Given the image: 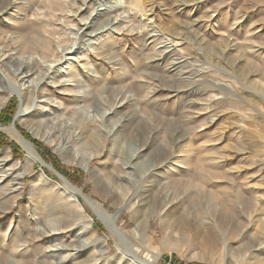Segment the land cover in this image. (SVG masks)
Segmentation results:
<instances>
[{
    "label": "rangeland",
    "instance_id": "obj_1",
    "mask_svg": "<svg viewBox=\"0 0 264 264\" xmlns=\"http://www.w3.org/2000/svg\"><path fill=\"white\" fill-rule=\"evenodd\" d=\"M60 24L64 58L25 67L26 33ZM0 36V264H264V0H0ZM121 119L148 131L120 143ZM233 193L235 232L210 208L177 224Z\"/></svg>",
    "mask_w": 264,
    "mask_h": 264
},
{
    "label": "bare ground",
    "instance_id": "obj_2",
    "mask_svg": "<svg viewBox=\"0 0 264 264\" xmlns=\"http://www.w3.org/2000/svg\"><path fill=\"white\" fill-rule=\"evenodd\" d=\"M48 7H50L49 4H45L43 6V9H41L43 11V13L47 14V11H49V9H51V11L52 10H57L54 7V5H53V7H50V8H48ZM61 7L67 8L65 5L64 6H61ZM52 16H54V15H52ZM50 18H53V17H50ZM96 22H98V21L93 22V24L96 23ZM99 25H101L102 27H104V26L107 25V23H104V24H100L99 23ZM85 26L88 27L89 25H87V23H85ZM102 27H100L99 29L96 30L97 33H95V35H97V34L100 33L98 31H100V29ZM47 32H48L47 34H43V35L42 34H39V33H35L34 35H31V34L26 33L27 35L24 38L23 46H24V49H25V53L24 54L27 53L28 55H27V58L26 59L22 58L23 64H25V67H27L31 63L32 64H37V65L42 64V60L43 61H52V60L60 61V60H62L64 58V56L61 55V52H60L59 47L61 46L62 48L63 47L66 48V47L69 46V42L68 41H65V39H64L65 32H66L65 27L62 24H60L58 28L47 30ZM15 40H10V39L9 40H4V38L2 36H0V45H2L1 47H8L9 50H10L11 49L10 47L12 45H15L16 44V41ZM74 52H77V51L75 50ZM59 53H60V55L58 56ZM33 72L35 73V70L33 69V67H30L29 69L26 68V70L24 71V73H25L26 76L31 75ZM44 76L46 77L47 76V73L44 74ZM25 85H26V82L25 83H22L21 87L22 86H25ZM21 87L18 86L19 89L18 88L16 89V92H18L19 99H20V104H19L20 107H19V110H18L17 115H16V119L17 120L20 119L23 116L30 115L33 112V110H34V108L36 106L35 103L32 101L33 100L32 97H27L26 96L25 89H27L28 87L27 88L25 87L24 91H23V89ZM13 91H15V90H13ZM122 120L123 119H121V120L118 121V123H120L121 126L123 127L122 130H121L122 131L121 132V136H119V138H118V140H119L120 143H122L121 140L123 139V136H124V133H125L123 131H127L128 128H131V130H134L135 131V134L137 136H140V137L144 136L146 134V132L148 131V128H149L148 126L149 125L148 126L145 125L143 123L145 120L143 121V119H138L137 120L136 125L134 126V129H132L133 128V126H132L133 124H132V121L131 120H127V119H124V121H122ZM5 128H6V130L10 134H12L15 138H17L22 143V145L25 148V150L27 151L28 155L34 154L35 158L36 159H39V156L36 154V152L34 150L33 144L31 142H29V141H26L25 138L17 131V129L13 125H9V126H7ZM138 151H140V147H135L134 149H132L130 151L129 156H127V157L129 159L135 157V155L138 153ZM36 155H37V157H36ZM204 161L205 160H203V164L205 163ZM172 162H174V161H172ZM205 166H207V165L205 164ZM208 166H210V165H208ZM204 171H205V169H204ZM215 172L216 171H210V174L214 175V174L217 173V172L216 173ZM176 184L178 185L179 183L176 182ZM181 184H183V183H181ZM186 184H188V183H186ZM173 185H174V182H173ZM175 185H174V187H175ZM122 186H124V185H122ZM178 186H177V188H175V190L178 189ZM188 186L187 185H184L185 190L188 189ZM192 187H194V186H192ZM180 189H181V187H180ZM204 193H203V195H204ZM77 194H78V191L76 189L72 191V195L73 196L76 197ZM210 194L212 195V192ZM198 197L201 198V196H199V194H197V198ZM203 198H204V196H203ZM205 198H206V200L205 199L204 200L206 201V204H202V203H199V202H198V204H196L195 201L193 200L191 202L189 201V203L183 207L184 208L183 209V212L181 211V213H180L177 210L180 213V215L176 218L177 224H179L181 227H183L184 225L185 226L191 225V224L193 225V223L195 221L197 222L199 216H202L203 215L204 209L210 208V211H212L213 216L217 219V221L219 223L223 224L224 226L225 225H229L230 226V229L229 230L231 232H235L236 231V227H237L236 224L238 225L245 218V216H243L244 214L245 215H248V212H250V207L251 206L248 205L250 203H248L247 197H243V200H242V198H240L238 194H234V196L232 195V197H230L228 199H225L222 196H216V195L208 196V197L206 196ZM237 202H240L241 205H242V208H241L240 211L238 210L239 207L237 208V205L235 204ZM258 205L259 204H257V207H258ZM194 206H197L198 208H197L196 212L194 213V216H192V218H190L189 217L190 216L189 210L192 209V207H194ZM240 212H242L243 215H241ZM257 213H258V211H257ZM49 225H50V229L51 230H58V229H60V224L56 220H54V219L49 222ZM79 264H84V261H82Z\"/></svg>",
    "mask_w": 264,
    "mask_h": 264
},
{
    "label": "trees",
    "instance_id": "obj_3",
    "mask_svg": "<svg viewBox=\"0 0 264 264\" xmlns=\"http://www.w3.org/2000/svg\"><path fill=\"white\" fill-rule=\"evenodd\" d=\"M14 104V103H13ZM11 105L10 104V107H9V111H8V113L9 114H13V111H12V108H13V106L14 105ZM11 116H9V118H10ZM9 118H7V119H9ZM4 119H6V118H4ZM5 120H1V122H4ZM24 134H25V132H24ZM2 134H0V145H4V144H11L12 145V143L11 142H9L6 138H4L3 137V135L1 136ZM37 145H39V146H41V144L39 143V142H35ZM48 154V151L47 152H45L44 153V155H47ZM52 163L54 164V166L59 170V171H61L64 175H66V176H68V177H71L70 176V172L68 171V170H66V169H64V168H61L58 164H57V162H55V161H53L52 160Z\"/></svg>",
    "mask_w": 264,
    "mask_h": 264
}]
</instances>
